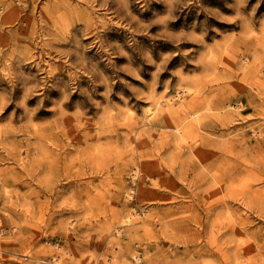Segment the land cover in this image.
<instances>
[{"label": "rangeland", "instance_id": "obj_1", "mask_svg": "<svg viewBox=\"0 0 264 264\" xmlns=\"http://www.w3.org/2000/svg\"><path fill=\"white\" fill-rule=\"evenodd\" d=\"M0 264H264V0H0Z\"/></svg>", "mask_w": 264, "mask_h": 264}, {"label": "bare ground", "instance_id": "obj_2", "mask_svg": "<svg viewBox=\"0 0 264 264\" xmlns=\"http://www.w3.org/2000/svg\"><path fill=\"white\" fill-rule=\"evenodd\" d=\"M180 98H181V97H180ZM170 104H171V103H170ZM169 110H170V109H169ZM155 111H156V110H155ZM155 111H154V112H155ZM147 112H148V111H147ZM147 112H146V113H147ZM156 112H157V111H156ZM168 112H169V111H168ZM159 113H160V111H159ZM159 113H158V115H159ZM147 115H148V113H147ZM158 115H157V116H158ZM154 116H156V115H154ZM152 118H153V117H152ZM151 120H152V119H151ZM154 124H155V123H154ZM154 124H153V125H154ZM179 127H180V126H179ZM174 129L177 130L176 128H174ZM176 132H177V131H176ZM177 133H178V132H177ZM137 170H138V169H137ZM134 175H135V174H134Z\"/></svg>", "mask_w": 264, "mask_h": 264}]
</instances>
